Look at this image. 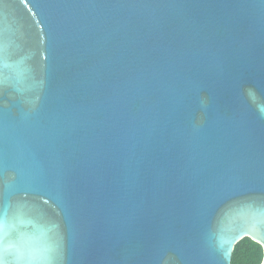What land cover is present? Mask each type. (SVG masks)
<instances>
[{"label":"water","instance_id":"obj_1","mask_svg":"<svg viewBox=\"0 0 264 264\" xmlns=\"http://www.w3.org/2000/svg\"><path fill=\"white\" fill-rule=\"evenodd\" d=\"M245 237L264 0H0L3 264H231Z\"/></svg>","mask_w":264,"mask_h":264},{"label":"trees","instance_id":"obj_2","mask_svg":"<svg viewBox=\"0 0 264 264\" xmlns=\"http://www.w3.org/2000/svg\"><path fill=\"white\" fill-rule=\"evenodd\" d=\"M263 259V246L252 238L245 237L236 244L231 264H261Z\"/></svg>","mask_w":264,"mask_h":264},{"label":"snow or ice","instance_id":"obj_3","mask_svg":"<svg viewBox=\"0 0 264 264\" xmlns=\"http://www.w3.org/2000/svg\"><path fill=\"white\" fill-rule=\"evenodd\" d=\"M0 264H3V261L2 260H0Z\"/></svg>","mask_w":264,"mask_h":264}]
</instances>
